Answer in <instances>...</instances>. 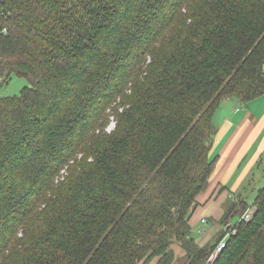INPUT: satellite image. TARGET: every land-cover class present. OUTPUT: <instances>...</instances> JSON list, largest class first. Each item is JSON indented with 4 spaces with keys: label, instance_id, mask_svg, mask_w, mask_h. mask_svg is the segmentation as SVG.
Returning a JSON list of instances; mask_svg holds the SVG:
<instances>
[{
    "label": "trees",
    "instance_id": "trees-1",
    "mask_svg": "<svg viewBox=\"0 0 264 264\" xmlns=\"http://www.w3.org/2000/svg\"><path fill=\"white\" fill-rule=\"evenodd\" d=\"M12 75L0 264H173L175 244L185 264H264V185L213 241L190 224L215 112L264 94V0H0V89Z\"/></svg>",
    "mask_w": 264,
    "mask_h": 264
},
{
    "label": "crops",
    "instance_id": "crops-1",
    "mask_svg": "<svg viewBox=\"0 0 264 264\" xmlns=\"http://www.w3.org/2000/svg\"><path fill=\"white\" fill-rule=\"evenodd\" d=\"M213 121L216 133L211 155L215 157L216 167L208 188L197 196L198 205L190 219L192 228L195 223L207 220L205 236L195 238L200 246L220 234L219 220L226 208L235 200L244 199V184L262 174L259 170L264 164V94L247 104L225 99ZM173 249L176 255L173 264H185V250L178 244Z\"/></svg>",
    "mask_w": 264,
    "mask_h": 264
},
{
    "label": "rangeland",
    "instance_id": "rangeland-1",
    "mask_svg": "<svg viewBox=\"0 0 264 264\" xmlns=\"http://www.w3.org/2000/svg\"><path fill=\"white\" fill-rule=\"evenodd\" d=\"M28 85V81L25 78L18 77L16 75H12V77L5 82L0 89V94L2 96H15L19 95L22 88L24 86ZM114 124L110 126V129L113 128ZM261 169L259 170L262 172V174H258V176L253 180H250V182L245 183L244 187L246 190H243V198L248 202V209L246 211H250L254 207V211L256 210V204H254V199L258 193V190L263 187L264 185V164H262ZM244 199H237L234 202L237 203V208L240 209L242 207L241 201H244ZM231 203V202H230ZM245 211V212H246ZM240 219L238 215L233 216L231 218V222L233 223V226L236 224V222ZM203 224V225H202ZM207 224L204 223H195L193 227V236L198 240L200 237L205 236V232L207 229L205 228Z\"/></svg>",
    "mask_w": 264,
    "mask_h": 264
},
{
    "label": "built area",
    "instance_id": "built-area-1",
    "mask_svg": "<svg viewBox=\"0 0 264 264\" xmlns=\"http://www.w3.org/2000/svg\"><path fill=\"white\" fill-rule=\"evenodd\" d=\"M254 209V207H253ZM250 210V211H246L242 216L241 218H244V219H250L251 216L253 215L254 213V210ZM204 223H207V220L206 219H203L202 220ZM225 230L229 231L224 238L221 239V241L218 243L214 253L212 254L211 258L214 257V255H216L217 253H219L226 245V240L228 238V236L230 235V231L232 232H235L234 229H233V223L231 221H229L228 223H226L223 227Z\"/></svg>",
    "mask_w": 264,
    "mask_h": 264
}]
</instances>
